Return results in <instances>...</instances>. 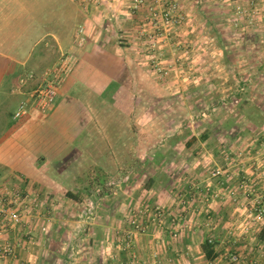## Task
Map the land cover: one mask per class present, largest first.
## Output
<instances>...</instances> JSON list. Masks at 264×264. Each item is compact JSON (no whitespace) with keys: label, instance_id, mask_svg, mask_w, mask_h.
<instances>
[{"label":"crops","instance_id":"0c3cea01","mask_svg":"<svg viewBox=\"0 0 264 264\" xmlns=\"http://www.w3.org/2000/svg\"><path fill=\"white\" fill-rule=\"evenodd\" d=\"M177 1L185 20L198 25L164 34L184 41L205 37L195 12L202 2ZM156 2L146 0L147 6L137 11L130 0H0V123L7 102L24 97L12 92L21 77L31 71L40 74L63 53L79 58L48 114L33 113L0 137V192L19 184L24 192L39 198L35 208L19 206V224L5 222L0 215V264H120L131 255L146 264L155 253L160 264H226V242H215L212 259L205 256L202 245L213 236L232 239L231 235L240 234L239 229L252 234L250 239L243 238L249 239L243 245L248 248L245 256L264 264L260 254L264 243L259 239L264 219L254 216L252 208L255 198L264 194L252 191L264 183V165L259 161L239 169H248V175H242L247 189L238 195L242 201L234 205L236 179L230 176L224 187L204 172L217 159L205 144L196 142L188 148L179 137L161 146L151 143L155 134L152 101L163 106L192 82L201 86L204 80L190 81L177 74L172 79L160 78L144 62L151 52L149 38L155 39L161 55L170 48L158 37L165 28L156 30L147 16L149 7H158ZM42 22L52 25L41 27ZM260 23L259 29H264ZM214 33L218 39L220 32ZM83 36L85 43L79 46ZM211 52L223 51L215 46ZM202 66L192 67L203 73L207 69ZM139 100L149 106L145 111L138 108ZM143 116L151 124L145 120L139 125ZM251 150L264 154V142ZM255 164L261 167L257 173L256 168L250 169ZM123 165L127 166L124 172ZM106 179L115 180L114 207L99 208L101 216L87 223L75 239V228L85 223L72 220L80 213L78 207L84 206L81 198L89 192L110 197L101 184ZM207 186L217 197L208 195ZM146 202L161 204L168 214L162 219L150 212L145 221L150 231L134 233L128 256L120 249L127 237L122 233L131 215ZM235 216L242 217L240 223ZM173 217L180 220L174 228H178V238L170 229ZM6 245L12 247V254L3 252Z\"/></svg>","mask_w":264,"mask_h":264},{"label":"rangeland","instance_id":"374dc122","mask_svg":"<svg viewBox=\"0 0 264 264\" xmlns=\"http://www.w3.org/2000/svg\"><path fill=\"white\" fill-rule=\"evenodd\" d=\"M132 1L133 0H130L131 8ZM173 1L178 5L179 16L174 18L173 24L163 23L160 25V28H163V30L165 28L166 31L164 32L162 30L163 34L160 39H164L162 43L168 44L167 47L170 48L167 53L161 55L160 51L162 50L157 48L155 39L149 38L147 46L150 48L151 52H146H150V54H148L149 57L144 62H147L146 64L152 68L151 71H156V76L160 78L172 79V77H175L177 74L179 77L185 75L190 81L197 80L199 77H202L204 80L201 82V86L192 82L187 86L186 90H180V95L176 94L175 97H172L173 100L164 103L163 106L161 105L162 107L159 106L161 103L152 101L154 107H151V111L154 113V118L152 120L155 128V131L153 132H155V134L151 143H153V145L161 146L162 144L164 145L173 141L174 138L177 137H179L180 142L185 143L193 136L199 139L203 133H210L211 136L207 142L204 143L200 140L197 141V144H205L208 152H211L214 157L217 158L215 163H212L211 166H207L204 172L208 173V176L220 182L219 185H224V187L230 180V176L231 178L234 177L236 180L233 182L232 185L234 188H232L235 190L236 195H234L235 197L232 199V202L234 205L239 204L242 201L239 196L244 195V192L247 189L243 188L244 184L242 181L245 179L242 178V175H248L246 174L248 169L241 172L239 169H242V165H253V163L257 164L259 161L261 165H264V154L261 153L258 155L256 151L251 150L257 144H262L264 142V129H262L264 125L259 131L256 129V125H252L250 130H256L255 133L249 132V134L244 135V130L251 125V120L248 118V115L253 114V110L250 109V105L245 106L242 110L240 109L239 104V96H247V99L251 104L262 109L264 114V70L262 72V70H259L258 68V65H260L261 62H264V38L261 37L254 39L255 36L253 35L257 30L264 33V29H259L261 24L260 21L264 23V7L261 5H258L255 8L253 7L257 12L254 13V20L246 18L244 22H241L234 14L235 8L241 2L244 3V5H247L249 0H197L202 2V4H199L200 7H198V11L195 12L196 14L198 13L197 18H200V21H202L199 25H201L200 28L204 30L203 34L205 37H200L199 39L188 38L187 41H184V39L179 36L175 35L174 37L168 34L167 37V34L164 33H172L174 29L180 31L179 29L185 26L186 28L192 29L194 26L198 25V22L194 21L188 23L182 15L178 1ZM145 6H147L146 2L143 7L133 10L141 11ZM153 7L157 6H151L147 10L148 19L149 21H152V24L153 19H151V9ZM157 10L162 11L163 7L159 8L158 5ZM237 21L238 24L236 25ZM42 25L48 27L52 25V23L42 22L41 27ZM215 30L220 32V37L218 39L213 36ZM247 30L250 31L249 34L246 37H243L241 34L248 33L246 32ZM233 33H239L240 35L236 34V36ZM83 38L85 39V36H83ZM159 43H161V41ZM198 46L204 47L206 52H204L202 48H198ZM215 46L220 47L223 52H219V55L212 53L211 51ZM193 48H196V50ZM225 50L230 59V62L228 63L225 62L224 58V56H226L224 54ZM195 64H204L202 67H205L207 70H203V73H200V70H195V68L192 67L195 66ZM172 66L175 67V69L172 70ZM186 67L187 69H185V71L184 69L182 70V68ZM178 68H181L180 72ZM21 100L22 99H20V101ZM20 101L16 98H12L11 102H7L6 107L4 108L6 111L3 116L4 122L2 121L0 123V137L4 135L9 127L21 123L22 120L20 121L12 118L19 108ZM145 104L146 103L139 100L138 108L145 111L149 107ZM145 120H148V123L151 124L150 119L145 116L139 119L138 124L144 125ZM256 164L250 167V169L253 171L254 168H256L257 173V170H261V167H257ZM126 168L127 166L123 165L121 169L124 172V169ZM153 169L157 170L156 166H154ZM216 171H220L218 177L213 175ZM94 176L95 174L92 177ZM262 176L264 177V173ZM97 183H100V181H96V185ZM101 184H104V192L106 195H110V197L100 198L98 194L89 192V196L81 198L84 206L78 207V212L80 213L75 216V218H72V220H84L85 223L81 224L80 227L77 226L79 228H75V233L72 236L75 239H78L80 235H82V230L87 223H90L93 219L101 216L100 214L102 211H100L99 208L104 207L105 209H112L114 207L115 202L113 201L111 194H113L115 180L106 179ZM13 185L15 186L16 184ZM14 186H12V188ZM260 187L262 189L260 188L257 190L256 186H253L252 191L255 194L262 195V193H264V183L261 184ZM209 189V186L205 188L208 195L210 196L211 194V198L217 197V193L214 195L213 192H209ZM31 196L36 197L37 195L32 194ZM261 200H264V194L260 197H256L253 202L252 208L254 216H256V203ZM15 206L16 205L13 207L15 208ZM156 206L157 205H152L151 202H146L143 204V207L141 206V211L139 209V211H136L131 215V218L128 221V227L125 228L126 231L122 234H129L131 232L133 238L129 245L124 239L122 241L123 244L120 245V249H123V251L128 253V256L131 255L133 248L132 244L135 242L134 233L144 234L150 231H148L149 227H146L147 225L145 224V221L147 222L146 217H148L150 212L155 215ZM158 207L164 213L161 218H165L168 214L167 209L161 204H159ZM179 217H173V219L180 221ZM2 218L5 222L7 221L4 216H2ZM241 218L242 217L235 216L234 219H238V221L235 222L240 223L242 220ZM134 219L136 220V223H133ZM172 223L173 220L171 222L172 227H170L171 230L173 229L172 236L178 238V228L175 230ZM175 226L178 227L177 224ZM175 231L177 232V236L173 235V232ZM237 232H240V234L231 235L232 239L228 238L225 240L222 238L219 240L213 236L207 238V240L212 239L214 244L216 241L221 242L223 240L226 242V264H229V259L232 255H238L241 258L242 264H260V262L255 261V259H248V256H245L244 254L248 248L243 247V245L246 241H249L252 234L250 233L248 236L247 233H241V229ZM244 237L249 239H246L245 241L243 239ZM78 245V248L80 249L82 241H80ZM261 253L264 255V248H260V254ZM132 256L133 255H131L127 261H124L122 258L120 264H127L130 262H134L133 264H140L136 259L134 260ZM152 258L153 259L146 264H160L158 254H153Z\"/></svg>","mask_w":264,"mask_h":264},{"label":"built area","instance_id":"2783aa9c","mask_svg":"<svg viewBox=\"0 0 264 264\" xmlns=\"http://www.w3.org/2000/svg\"><path fill=\"white\" fill-rule=\"evenodd\" d=\"M145 2L146 0H133L132 9L143 7ZM157 4L163 7V12L157 10V7H153L151 9V19H153L155 29L160 30L161 24L174 23V18L179 16V9L177 3L173 0H157ZM258 5L264 7V0H249L247 5H244V3L241 2L236 6L234 14L241 22H244L246 18L254 20V13L256 12L254 8ZM237 24L238 21L236 25ZM83 32V28H80L79 33L81 34ZM158 37H162V34H159ZM84 43L85 39L80 37L78 45L83 46ZM78 62L79 58L74 53H63L53 66L44 69L40 74L31 71L24 77H21L18 87L12 90L13 93L19 91L24 94V97L20 101L19 108L14 114V119L21 120L33 113H40L42 115L48 114L56 102L61 87L71 76ZM35 82L36 86L28 87ZM219 174L220 171L213 173V175L217 177ZM38 204V197H32L29 193H25L19 184L11 189L5 188L0 192V215L4 216L6 220L11 221L14 224H19L22 220V213L19 209L20 205L27 210V208H29L28 205L35 208ZM14 205H16L15 208L13 207ZM255 212L257 218H264V200L257 201ZM163 214V211L156 206L155 217L161 218ZM177 222L178 221L173 219V228H175ZM133 223H136L135 219L133 220ZM173 233L174 236H177L176 231ZM126 236V242L129 245L133 235L130 232L129 234H126ZM209 241L213 242L212 239H209ZM3 252L10 255L12 254L13 249L10 245H7L4 247ZM133 263L130 262L127 264ZM229 264H242L241 258L238 255H232L229 259Z\"/></svg>","mask_w":264,"mask_h":264},{"label":"trees","instance_id":"16d2710c","mask_svg":"<svg viewBox=\"0 0 264 264\" xmlns=\"http://www.w3.org/2000/svg\"><path fill=\"white\" fill-rule=\"evenodd\" d=\"M234 35H240L239 33H233ZM249 33H242L241 35L243 36V37H246L247 35H248ZM236 35V36H237ZM254 36H255V38L254 39H257V38H261V37H263L264 38V33L262 32V31H255V33L253 34ZM219 36V35H218ZM225 53V55L226 56H224V58H225V62H230V59H229V57L227 56L228 55V53H227V51L225 50L224 51ZM258 68H259V70H262V72H263V70H264V62H261V64L260 65H258ZM239 99H240V109H244V107L245 106H247V105H250V109L251 110H253V114H251V115H248L249 117V119L251 120V125H249V127H247L245 130H244V132H243V134L244 135H247V134H249V132H253V133H255V131H251L250 130V128H251V126L252 125H256L257 127H256V129L259 131L262 127H263V125H264V114H263V111H262V109H260L258 106H256V105H253V104H251V102L247 99V96H239ZM252 118H253V120H252ZM251 134V133H250ZM210 133H203L201 136H200V138L198 139L197 137H195V136H193V137H191V139H189L188 141H186V145H187V147L188 148H190V147H192L198 140H200V141H202V142H207L208 140H209V138H210ZM213 144V143H212ZM259 239H260V241L262 242V243H264V228L261 230V232L259 233ZM214 243L213 242H210L209 240H206L205 242H204V244L202 245V249H203V252H204V254H205V256L207 257V258H209V259H212V258H214L215 256H216V253H215V249H214Z\"/></svg>","mask_w":264,"mask_h":264}]
</instances>
